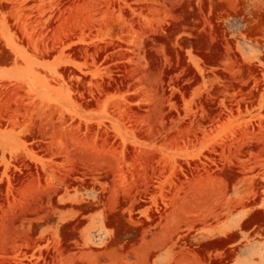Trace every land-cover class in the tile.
I'll return each mask as SVG.
<instances>
[{
  "label": "rangeland",
  "instance_id": "374dc122",
  "mask_svg": "<svg viewBox=\"0 0 264 264\" xmlns=\"http://www.w3.org/2000/svg\"><path fill=\"white\" fill-rule=\"evenodd\" d=\"M0 264H264V0H0Z\"/></svg>",
  "mask_w": 264,
  "mask_h": 264
}]
</instances>
